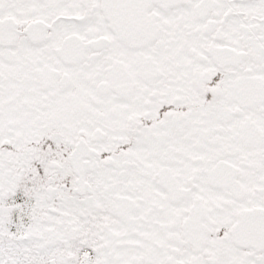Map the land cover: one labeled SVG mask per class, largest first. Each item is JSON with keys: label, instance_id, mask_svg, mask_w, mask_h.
<instances>
[{"label": "snow or ice", "instance_id": "snow-or-ice-1", "mask_svg": "<svg viewBox=\"0 0 264 264\" xmlns=\"http://www.w3.org/2000/svg\"><path fill=\"white\" fill-rule=\"evenodd\" d=\"M0 264H264V0H0Z\"/></svg>", "mask_w": 264, "mask_h": 264}]
</instances>
